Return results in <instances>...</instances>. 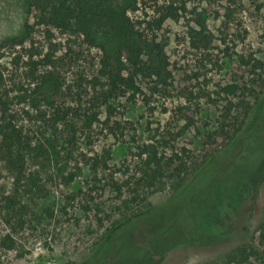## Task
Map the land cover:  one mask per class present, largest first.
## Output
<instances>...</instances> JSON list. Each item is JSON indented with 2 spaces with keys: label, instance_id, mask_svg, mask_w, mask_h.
<instances>
[{
  "label": "rangeland",
  "instance_id": "rangeland-1",
  "mask_svg": "<svg viewBox=\"0 0 264 264\" xmlns=\"http://www.w3.org/2000/svg\"><path fill=\"white\" fill-rule=\"evenodd\" d=\"M27 3L0 0V43L25 36L26 23L35 22L25 12ZM172 3L180 8L181 19L147 31L164 44L168 76L137 80L140 91L111 99L91 130L72 119L58 128L59 141L51 135L60 158L27 166L29 176L39 177L43 195L23 193L24 210L10 223L0 216L2 235L10 233L15 241L13 249L0 246V264H110L124 244L144 248L153 231L162 234L170 225L207 232V212L212 223L208 237L161 250L152 264H225L229 251L257 238L264 216V69L252 70L243 61H264V0H136L129 14L141 29L147 28ZM227 8L236 22H225ZM198 21L214 37L206 52L190 44L191 27L200 29ZM45 32L35 26L25 48L1 50L0 63L19 125L47 144L40 136H49L50 128L36 117L50 115L54 108L42 103L35 109L30 99H40L42 76L55 72L32 63L48 53L50 40L60 49L54 59L64 56L57 65L66 88L55 100L60 108L77 105L74 93H82L86 101L93 82L106 81L99 48L82 35L54 29L48 39ZM252 104L241 145L228 149L215 171L207 173L208 180L188 186L194 167L226 147ZM107 119L110 125L119 123L121 132L112 134ZM74 130L75 145H67L64 137ZM14 184L2 170L1 189L10 193ZM191 198L195 201H188L189 208L182 205V199ZM126 249L131 256L132 249Z\"/></svg>",
  "mask_w": 264,
  "mask_h": 264
},
{
  "label": "trees",
  "instance_id": "trees-1",
  "mask_svg": "<svg viewBox=\"0 0 264 264\" xmlns=\"http://www.w3.org/2000/svg\"><path fill=\"white\" fill-rule=\"evenodd\" d=\"M135 4L136 0H28L25 12L28 17L33 16L36 19L35 22L33 24L26 23L25 36L9 38L0 43V52L2 49L25 48L28 40L27 35H31L35 26L44 28L48 39H50V35L52 36L54 29L67 34L82 35L87 43L101 50V72L106 81L105 84L98 80V83L93 82V87H91L93 92L86 101L82 93H74L75 99L73 100L77 98V105L60 108L55 100L58 96L66 94V88H64L61 81L62 76L57 65H60L64 56L54 59L60 49L57 43L50 40L48 53L40 62L32 63L34 67L39 64L46 69L52 67L55 72L49 71L42 76L43 80L38 94L40 99H30L35 109H38L42 103L49 110L54 108V112L50 115L39 113L36 117L37 121H46V126L50 128L49 136L43 134V132L40 136L47 142V145L41 143L40 140H35L34 135H31L29 131L24 130V127L19 125L17 111H12L13 107L6 89L5 68L0 63V172L2 170L8 172L15 183L12 191L7 194L1 189L0 185V216L7 223H10L9 220L23 212L24 206L21 199L23 193L31 195L32 198L43 195L44 187L36 180L39 177H32L33 173L29 176L27 166L31 162L43 163L44 160L51 161L60 158L61 152L52 141L53 138L60 140V135L57 136L58 128L62 125L67 126L68 120L75 119L76 121H82L86 129L91 130L96 123H100L102 108L109 107L111 99L124 96L129 91L133 93L140 91L137 80L154 78L161 81L168 76L169 60L164 44L158 41L155 35L151 37L147 31L160 30L169 20L178 22L181 19L180 8L175 7L173 3L165 6L158 18L148 21V27L141 29L129 14L130 10H135ZM224 16L226 23H232L236 20L229 8L225 9ZM198 22L200 29L191 27L190 44L196 51L206 52L210 50L214 37L200 21ZM237 26L241 27V24L238 23ZM221 42L227 44L225 39ZM226 49V53H228V47ZM1 56L0 54V60ZM65 56H67L66 53ZM243 62L246 66H250L252 70L264 69V61L250 59ZM262 82L263 91L261 93L264 96V81L262 80ZM245 111V118L237 123L238 127L226 147L194 167L189 180L191 183L188 186L192 185L193 182L196 184L198 181L208 180L207 173L215 171L217 162L225 153L230 151L228 149L241 145L242 140L244 141L243 136L246 134L252 120L253 104L247 106ZM26 114L29 116L30 113L26 112ZM188 120L190 122V118ZM105 124L108 125L112 134L117 135V132H121L119 131L121 129L119 123L110 125V119H107ZM189 126L190 123L186 127ZM52 134L53 138L51 137ZM75 136L76 131L74 130L71 135L64 137V141L67 145L74 146ZM225 149L228 151H224ZM144 153L145 151L139 153V157H142ZM146 164L150 166V161H147ZM30 178H32V183L26 185V179ZM188 201L193 203L195 198L182 199V205L185 204L189 208ZM183 210L186 209L183 207ZM205 221L210 229L207 232L194 234L192 232L193 228L187 225H184L182 229L170 225L165 228L162 234L153 231V239L144 248L133 247L132 243L124 244L111 259L110 264H119L118 260L121 257L130 259L127 264H152L153 256L164 252L161 250L189 245L196 238L201 241L208 237L209 231L212 230L208 212L205 215ZM175 233H178L175 235L176 239L165 240V238ZM257 233V238L252 242L238 245L229 251L224 263L254 264L253 260H257L260 264H264V216L258 226ZM0 246L6 249H13L15 246L11 234L2 235L1 229ZM128 247L132 249L131 256L127 254L128 250L126 248Z\"/></svg>",
  "mask_w": 264,
  "mask_h": 264
}]
</instances>
